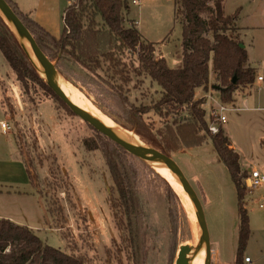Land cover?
I'll use <instances>...</instances> for the list:
<instances>
[{"label": "rangeland", "instance_id": "374dc122", "mask_svg": "<svg viewBox=\"0 0 264 264\" xmlns=\"http://www.w3.org/2000/svg\"><path fill=\"white\" fill-rule=\"evenodd\" d=\"M14 1L22 11L32 10L34 18L38 14V19L53 35H60L65 0ZM128 1V18L137 21L135 25L144 42L155 44L154 57H164L169 67H178L182 24L179 17L176 19L175 16V0ZM235 1L244 4L246 0H229L227 13L233 10L231 4ZM240 16L244 21L251 20L254 25L263 27L247 34V39L256 44L255 52L264 61V0H257L255 6L245 4ZM52 65L56 81L68 84L96 111L121 127V111L107 83L119 81L111 79L103 71L91 73L67 60L57 64L52 62ZM209 65L211 74V63ZM261 67L264 68V65ZM261 69L258 71L261 72ZM212 84L219 86L214 79L208 86ZM245 87L249 88L250 99H253L258 88L261 91L264 84L258 82L255 86ZM123 91L130 102L147 107L155 104L161 95L159 87L148 77L133 73ZM210 93L217 94L211 87L208 92L203 87L195 89V98L207 97L206 102L202 99V105L204 102L205 105L201 106L205 110L207 125L210 122L208 115L212 103ZM0 101L5 115L3 119L18 149L24 152L26 162L31 164L37 174L36 191H39L38 196L47 218L46 226L38 224L46 228L38 232L41 238L47 239L53 247L84 256L89 264H131L124 241L125 232L120 222L117 193L102 152L100 149L88 150L83 145V140L87 138H93L98 144L94 130L40 86L30 83V90L25 93L1 53ZM235 106L248 109H229L225 112L226 121L219 126H223L239 153L241 169L257 168L264 172V148L260 145L261 139H264V110L254 109L256 103L251 101L247 106L240 103ZM144 117L155 131L163 129L166 123L172 124L174 120L185 121L189 111L182 108L165 118L150 109ZM3 142L0 134V144L3 145ZM6 146L5 152L0 151V159H4L0 160V168L8 167L12 172L0 169V179L13 173L14 183L9 185L23 183L19 178V167L8 159V155H11L8 152V141ZM170 155L195 190L203 208L210 243L206 264L232 261L237 244V196L226 167L210 142L182 148ZM128 156L136 169L137 195L144 214L146 264H174L178 246L184 236L195 233L197 237L196 220H191L188 209L165 177L149 162L130 154ZM26 172L22 170L24 180L28 177ZM242 183L244 185V178ZM244 188L250 227V237L244 251L254 264H264V210L257 205V199L264 188L252 193L245 185ZM57 206L60 213L56 210ZM195 243L189 253L193 247L198 246V240ZM197 257L189 264H195Z\"/></svg>", "mask_w": 264, "mask_h": 264}, {"label": "trees", "instance_id": "16d2710c", "mask_svg": "<svg viewBox=\"0 0 264 264\" xmlns=\"http://www.w3.org/2000/svg\"><path fill=\"white\" fill-rule=\"evenodd\" d=\"M5 1L31 32L51 63L71 61L91 73L100 70L119 81L107 83L121 111V127L169 156L182 148L210 142L235 187L238 230L232 264H243L244 250L250 237L242 183L247 170L241 169L240 155L232 147L223 128L219 126L216 133L208 131L205 110L201 108L203 100L195 99V89H206L208 86L210 63L219 83V100L223 103L232 102L233 94L239 87L252 86L255 81V69L247 62L245 47L240 46L243 42L236 24L240 8L227 14L224 11L225 0H175V16L182 24L181 62L178 67H169L164 57H154L155 44L144 42L136 22L128 18V0H65L67 5L63 10V26L58 37L49 33L29 13L22 12L16 2ZM0 53L25 93L29 92L30 83L36 84L68 108L44 81L1 15ZM132 73L148 77L159 87L160 98L151 107L135 105L124 93L123 87L131 81ZM234 76L236 81L232 83ZM182 108L189 111L185 121L174 120L172 124L166 123L163 129L155 131L144 117L150 109L166 118ZM92 129L98 144L93 138H87L83 140V145L88 150L100 149L102 152L117 193L128 258L131 264H146L144 214L137 195L136 169L122 147ZM260 145L264 148V139H261ZM19 150L29 183L38 194L37 174L26 162L24 152ZM56 210L61 212L59 206ZM0 264L89 262L80 254L47 244L30 228L1 218Z\"/></svg>", "mask_w": 264, "mask_h": 264}, {"label": "crops", "instance_id": "0c3cea01", "mask_svg": "<svg viewBox=\"0 0 264 264\" xmlns=\"http://www.w3.org/2000/svg\"><path fill=\"white\" fill-rule=\"evenodd\" d=\"M14 2H16V1H14ZM228 2H229V0L224 1L225 13H227L226 12V5ZM16 4L18 5V7L20 9L19 4L17 2H16ZM245 4H247L249 6H255L257 4V0H246L244 4H242L240 1H235L233 4H231V8L233 10L228 12L227 14L233 13L237 8H240L241 12L239 11V13L241 14ZM66 5H67V2H66ZM65 6H64V8H65ZM22 12L29 13L30 16L37 23H39L43 28H45L44 23L38 19L40 17H38L37 13H36L37 18L36 17L34 18V16H32V10L22 11ZM240 14L238 16L236 24L239 27L240 39L242 40L244 47L247 51V55H248L247 62L251 67H253L255 69V78L256 79L253 83V86H255V84H257L258 82H263V84H264V68L261 67L264 65V61L262 60V57L259 56L255 52L256 44L254 45L252 40L247 39V34L249 35L250 33H254L258 29L263 28V27H258L257 25H254L253 23H251L252 22L251 20L244 21L242 19V16H240ZM62 16H63V13H62ZM136 25H137V21H136ZM49 33H51V32H49ZM56 37H58V36H56ZM251 51H252V53H251ZM179 59L181 62V58H179ZM209 68H210V66H209ZM259 68H262L261 69L263 71V72L261 71L262 73L260 71H258ZM258 77H262V80H258ZM212 79H214V81L216 83H218V81L215 78V73L211 69V74H210V69H209L208 85L210 84ZM209 87H211V89L213 91H216V93H217L216 95H213V93H210L209 98L212 100L210 107L212 108V107L216 106V104L218 102H220L219 91L217 89L218 88L217 84H212L210 86H207V88L205 89L207 92L209 90ZM259 88H258V92H257V95L255 96V98L250 99L251 94L249 92V88L239 87L236 90V93L234 94V100L232 102L228 103L229 108L232 110L248 109V107H238L235 105H236V103H240L243 106H247L249 101H251V102L256 103V107H253L254 109L264 110V90H263L264 87L261 89V91ZM200 98L204 99L205 102L207 101V97H205V96H202ZM195 99H199V98H195ZM205 102L202 105L203 107L205 105ZM4 116H5L4 111H3L2 104L0 101V124H1V122H4V123L6 122V120L3 119ZM222 128H223V126H222ZM223 130L225 131L224 128H223ZM0 134L3 137V141H4L3 145L0 144V151L1 152L6 151V147H7L6 145H7V141H8V152L11 153V155H8L9 156L8 159H11L19 167V170H20L19 178L21 180H23V183L16 184V182H15L16 185H9V183H14V181H12L13 178L15 177V175L13 173L8 174V176L5 177L4 179H0V219L1 218L8 219V220H10L16 224L24 225V226L30 228L31 230H33L41 238V236L39 235L38 232L41 229L44 230L46 228L41 227L38 224H41L42 226L43 225L46 226V221H47L46 213L44 211L43 206L41 205L38 194L31 187V185H29L30 183H29L28 177H26L25 180L22 177V170L25 169V171H26V168L24 167L25 165H24L22 157L20 155V151L18 149V146H17V144H16V142L12 136V132L10 131V129H3L0 125ZM226 134H227V132H226ZM231 145L235 149V146L232 143H231ZM11 147H13V148H11ZM12 152H13V154H12ZM12 156H13V158H12ZM0 160H4V159H0ZM0 169L1 170H8V169L10 170V168H8V167L7 168L3 167ZM10 171L12 172V169ZM26 175H27V172H26ZM21 186H24V188ZM21 188H23V189H21ZM41 239H43V238H41ZM44 240L48 244V240L43 239V241ZM244 255L249 256L245 251H244ZM217 258H218V256H217ZM250 259H251L250 264H254L251 257H250ZM232 262H233V260L232 261H225V263L221 262V264H232Z\"/></svg>", "mask_w": 264, "mask_h": 264}, {"label": "water", "instance_id": "95a60500", "mask_svg": "<svg viewBox=\"0 0 264 264\" xmlns=\"http://www.w3.org/2000/svg\"><path fill=\"white\" fill-rule=\"evenodd\" d=\"M0 15L6 20V22L9 24V26L12 28L14 34L17 36L18 40L20 41L22 47L28 54L25 46L22 44L20 37L24 39L32 49L34 56L40 66L42 77L44 81L47 83V85L51 88V90L68 106V108L73 112V114L77 115L79 118H81L83 121H85L87 124H89L92 128H94L96 131L119 145L126 151L128 154L135 156L137 158H140L146 162L151 161H158L162 160L166 163V165L170 168V170L173 172L174 175L177 176L180 184L182 185L185 193L189 196L190 200L192 201L198 217H199V235L198 237L195 236V233H192V235H186L180 242V245L178 246L177 255L174 261V264H189L187 255L189 253V250L193 246L196 240L198 239H205L207 244V255L209 253V238L207 233V227L205 224V218L203 214V208L201 205V202L185 177L184 173L180 169V167L177 165V163L172 159L171 156L155 149L149 146V148L145 151L140 150L136 146L132 145L131 143L123 140L120 138L113 130H111L109 127L101 123L100 121L94 119L89 114L84 112L82 109H80L78 106H76L73 102H71L67 96L63 93V91L59 88L57 85V82L54 78V71H53V65L50 62V60L47 58V56L43 53V51L38 46L35 38L31 34V32L26 28V26L22 23V21L19 19V17L15 14V12L11 9L9 4L5 0H0ZM20 37H19V36ZM241 47H244L243 43H240ZM29 56V55H28ZM30 57V56H29ZM32 60V58L30 57ZM33 64L36 66L35 62L32 60ZM39 71V69L37 68ZM40 72V71H39ZM232 83H235L236 78L235 76L232 78ZM218 89V88H217Z\"/></svg>", "mask_w": 264, "mask_h": 264}, {"label": "bare ground", "instance_id": "6f19581e", "mask_svg": "<svg viewBox=\"0 0 264 264\" xmlns=\"http://www.w3.org/2000/svg\"><path fill=\"white\" fill-rule=\"evenodd\" d=\"M20 40H21L22 44L25 46V48L27 49V51L29 52L32 60L37 65V67L40 70V74L42 75L40 66H39L29 44L24 39H22L21 37H20ZM56 82H57V85L59 86V88L63 91V93L67 96V98L71 102H73L76 106H78L80 109H82L84 112L89 114L94 119L100 121L101 123H103L104 125L109 127L120 138L131 143L132 145L136 146L140 150L145 151L149 148L148 145L141 142L134 134H132L131 132H129V131H127V130L119 127V126H117L110 118H108V117L102 115L100 112L96 111L91 106V104L83 98V96L79 92L73 90L68 84L63 83V81H56ZM149 163L156 169V171L159 174H161L163 177H165L168 180V182L171 184V186L175 189L177 194L180 196L183 204L188 209L189 217L191 218V220L192 219L196 220V224H197L196 234L198 237V235H199V217H198L197 211H196L192 201L190 200L189 196L185 193V191H184L182 185L180 184L177 176L173 174V172L170 170V168L162 160L151 161ZM206 253H207V244H206L205 239H198V246L196 248L193 247L191 252L187 255V258L189 256V258H188L189 263L198 255V257L196 258L195 264H206V261H205L206 260Z\"/></svg>", "mask_w": 264, "mask_h": 264}, {"label": "built area", "instance_id": "2783aa9c", "mask_svg": "<svg viewBox=\"0 0 264 264\" xmlns=\"http://www.w3.org/2000/svg\"><path fill=\"white\" fill-rule=\"evenodd\" d=\"M132 3H136V0H132ZM258 80H262V77H258ZM229 109L228 103H223L221 101L210 109L208 115L210 122L207 125L208 131L210 133H216L219 130V124L226 121L225 112ZM0 125L3 129H8L6 123L1 122ZM244 185L250 193H252L254 190L264 188V172L257 168L248 169L247 175L244 178ZM257 202L258 207L264 210V191L258 197ZM243 260L244 264L251 263L249 256H244Z\"/></svg>", "mask_w": 264, "mask_h": 264}]
</instances>
